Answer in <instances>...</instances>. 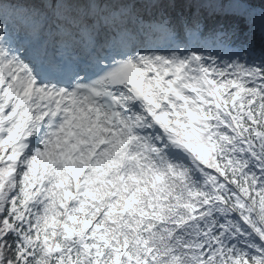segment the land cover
Instances as JSON below:
<instances>
[{
	"label": "snow or ice",
	"instance_id": "snow-or-ice-1",
	"mask_svg": "<svg viewBox=\"0 0 264 264\" xmlns=\"http://www.w3.org/2000/svg\"><path fill=\"white\" fill-rule=\"evenodd\" d=\"M0 264H264V0H0Z\"/></svg>",
	"mask_w": 264,
	"mask_h": 264
}]
</instances>
